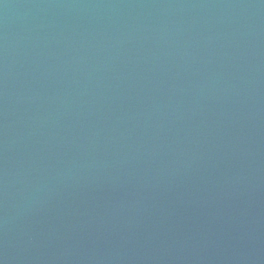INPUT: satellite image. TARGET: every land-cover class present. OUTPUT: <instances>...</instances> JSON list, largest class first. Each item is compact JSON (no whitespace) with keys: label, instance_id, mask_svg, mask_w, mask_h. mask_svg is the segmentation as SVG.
<instances>
[{"label":"water","instance_id":"1","mask_svg":"<svg viewBox=\"0 0 264 264\" xmlns=\"http://www.w3.org/2000/svg\"><path fill=\"white\" fill-rule=\"evenodd\" d=\"M0 264H264V0H0Z\"/></svg>","mask_w":264,"mask_h":264}]
</instances>
